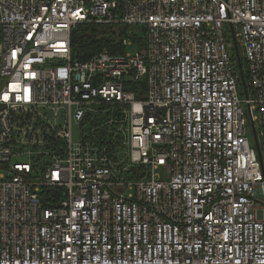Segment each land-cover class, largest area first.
Segmentation results:
<instances>
[{
    "label": "built area",
    "instance_id": "obj_1",
    "mask_svg": "<svg viewBox=\"0 0 264 264\" xmlns=\"http://www.w3.org/2000/svg\"><path fill=\"white\" fill-rule=\"evenodd\" d=\"M0 264H264V0H0Z\"/></svg>",
    "mask_w": 264,
    "mask_h": 264
},
{
    "label": "trees",
    "instance_id": "obj_2",
    "mask_svg": "<svg viewBox=\"0 0 264 264\" xmlns=\"http://www.w3.org/2000/svg\"><path fill=\"white\" fill-rule=\"evenodd\" d=\"M130 30L131 27L124 24L108 27L91 23L78 24L74 28L71 36L73 59L86 60L103 49H108L113 53H125L127 51V48L123 44L125 38H131L144 48L146 45V28L143 29L141 35H136L133 32L131 33ZM244 79L247 80V75H244ZM138 85L140 86L141 84ZM142 88L145 93V80L142 84Z\"/></svg>",
    "mask_w": 264,
    "mask_h": 264
},
{
    "label": "rangeland",
    "instance_id": "obj_3",
    "mask_svg": "<svg viewBox=\"0 0 264 264\" xmlns=\"http://www.w3.org/2000/svg\"><path fill=\"white\" fill-rule=\"evenodd\" d=\"M144 28H145V26L135 25V26H132L131 27L130 32L131 33L133 32L136 35H141L143 33V29ZM141 48L142 47L138 43L134 42V44L132 46H129L128 47V51L131 52V53H135L136 51L140 50ZM240 57H241V59H242V61L244 63L243 68H244V71L246 72V64H245V60L243 58V54H242L241 51H240ZM244 107H245V109H247V106L246 105H244ZM246 113H247V115L249 117V113L247 112V110H246ZM252 128L253 127H252V124H251V120L249 119V123H248V135H249V138H250L251 142L253 144H255V137H254V132H253V129ZM75 137L78 138V131H77V129L75 130Z\"/></svg>",
    "mask_w": 264,
    "mask_h": 264
},
{
    "label": "water",
    "instance_id": "obj_4",
    "mask_svg": "<svg viewBox=\"0 0 264 264\" xmlns=\"http://www.w3.org/2000/svg\"><path fill=\"white\" fill-rule=\"evenodd\" d=\"M237 59H238V66H239V69H240V73H241V76H242L243 87H244V90L246 91V83H245V79H244L243 63H242V60H241L238 52H237ZM254 137H255V144H256L257 151H258V155L261 158V150H260V147H259V143H258V139H257V134L256 133H254Z\"/></svg>",
    "mask_w": 264,
    "mask_h": 264
},
{
    "label": "snow or ice",
    "instance_id": "obj_5",
    "mask_svg": "<svg viewBox=\"0 0 264 264\" xmlns=\"http://www.w3.org/2000/svg\"><path fill=\"white\" fill-rule=\"evenodd\" d=\"M6 98V97H5Z\"/></svg>",
    "mask_w": 264,
    "mask_h": 264
}]
</instances>
